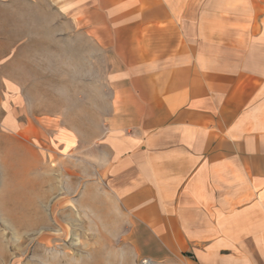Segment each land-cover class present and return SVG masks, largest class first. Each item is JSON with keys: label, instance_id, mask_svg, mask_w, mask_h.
<instances>
[{"label": "crops", "instance_id": "1", "mask_svg": "<svg viewBox=\"0 0 264 264\" xmlns=\"http://www.w3.org/2000/svg\"><path fill=\"white\" fill-rule=\"evenodd\" d=\"M73 6L95 15L88 103L129 260L264 264V0Z\"/></svg>", "mask_w": 264, "mask_h": 264}, {"label": "rangeland", "instance_id": "2", "mask_svg": "<svg viewBox=\"0 0 264 264\" xmlns=\"http://www.w3.org/2000/svg\"><path fill=\"white\" fill-rule=\"evenodd\" d=\"M74 2L0 0V264L145 259L129 260L114 237L123 224L99 178L101 112L88 103L89 70L105 65L87 37L95 15H74ZM27 221L44 223L26 231Z\"/></svg>", "mask_w": 264, "mask_h": 264}, {"label": "bare ground", "instance_id": "3", "mask_svg": "<svg viewBox=\"0 0 264 264\" xmlns=\"http://www.w3.org/2000/svg\"><path fill=\"white\" fill-rule=\"evenodd\" d=\"M44 222H36V221H27L20 225L23 230H33L40 227ZM67 260V259H66Z\"/></svg>", "mask_w": 264, "mask_h": 264}, {"label": "built area", "instance_id": "4", "mask_svg": "<svg viewBox=\"0 0 264 264\" xmlns=\"http://www.w3.org/2000/svg\"><path fill=\"white\" fill-rule=\"evenodd\" d=\"M140 264H160V263H157V262H154V261L151 260V259L145 258V259H142V260L140 261Z\"/></svg>", "mask_w": 264, "mask_h": 264}]
</instances>
